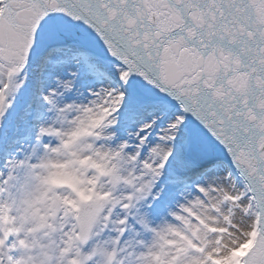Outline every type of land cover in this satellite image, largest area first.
I'll list each match as a JSON object with an SVG mask.
<instances>
[{
  "label": "snow or ice",
  "instance_id": "obj_1",
  "mask_svg": "<svg viewBox=\"0 0 264 264\" xmlns=\"http://www.w3.org/2000/svg\"><path fill=\"white\" fill-rule=\"evenodd\" d=\"M0 264H264V0H0Z\"/></svg>",
  "mask_w": 264,
  "mask_h": 264
}]
</instances>
